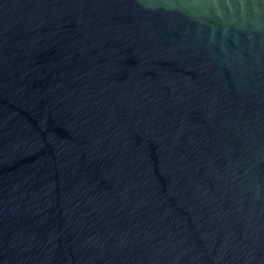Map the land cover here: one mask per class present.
<instances>
[{"label":"water","instance_id":"95a60500","mask_svg":"<svg viewBox=\"0 0 264 264\" xmlns=\"http://www.w3.org/2000/svg\"><path fill=\"white\" fill-rule=\"evenodd\" d=\"M0 264H264V0H0Z\"/></svg>","mask_w":264,"mask_h":264}]
</instances>
